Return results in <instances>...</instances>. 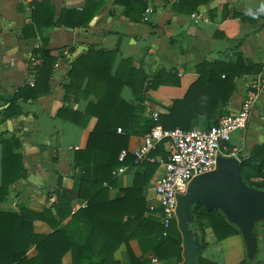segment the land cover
I'll return each instance as SVG.
<instances>
[{
	"label": "crops",
	"instance_id": "0c3cea01",
	"mask_svg": "<svg viewBox=\"0 0 264 264\" xmlns=\"http://www.w3.org/2000/svg\"><path fill=\"white\" fill-rule=\"evenodd\" d=\"M127 1L0 0V137L18 140L20 148L14 153L23 157L27 172L25 179L8 186L9 195L0 203V210L19 214L22 205L33 212L49 211L55 220L62 211L64 219L59 228H63L69 222L67 215L70 211L76 212L86 206L82 169L75 166L74 156L87 133L94 128L96 119L90 117L83 129L58 113L66 107L82 115L88 103L100 100L105 93V76L100 78L96 69L80 71L76 83L79 90L71 94L69 101L65 100L63 85L69 82L67 72L78 57L89 49L105 52L109 58L103 62L104 66L110 61L109 75H118L124 82L120 94L132 106L131 115L134 117L133 131L128 132L123 148L127 151V163L112 172L115 185L108 187L107 199L117 201L123 198L126 190L132 188L136 175H143L147 168L150 171L153 164L156 166L142 190L145 211L142 220L136 224L142 229L127 244H121L113 261L130 264V249L137 264H177L174 259H161V254L155 253L152 237L156 236V231L149 225L164 227L154 182L164 170L166 157L151 152L150 160L137 164L134 152L152 126L151 112L169 115L172 101L186 95L190 85L199 77L197 69L204 64L217 61L223 65H235L243 59L245 63L261 65L262 69L236 77L235 92L229 103L219 102L210 121L193 119L191 129L204 131L219 124L225 114L239 109L248 90L264 80V0H210L191 13L178 10L176 0H147L145 10H151L147 14L140 13L143 4L139 0H130L133 6L126 4ZM46 2L54 10L55 22L63 9L80 12L88 6V12L92 14L84 17L91 18L81 28L54 24L41 27L39 33L36 27L33 31L37 34L26 37L23 29L33 22V8L37 3ZM43 47L55 58L49 92L37 99L17 102L21 116L1 119L16 91L35 82L37 68L41 65L40 53L35 54V50ZM161 70L165 72L161 83L156 89H147L141 75L149 77ZM174 79L178 80V85ZM249 122L244 131L234 132L230 140L222 144L223 155L236 156L242 161L250 157L255 145L264 143V100L256 104ZM119 134L123 135L125 131ZM163 147L166 152L167 146ZM1 153L0 144V184ZM120 168L122 170L118 173ZM249 182L264 190V177H252ZM193 226L204 248L200 258L212 264H244L246 250L241 236L218 240L207 221L200 222L199 227ZM32 229L43 236L52 233L50 226L42 220H33ZM261 230L254 264L264 263V230L263 236ZM37 255L34 245H29L27 257ZM72 258V252L68 251L61 258V264H72Z\"/></svg>",
	"mask_w": 264,
	"mask_h": 264
},
{
	"label": "trees",
	"instance_id": "16d2710c",
	"mask_svg": "<svg viewBox=\"0 0 264 264\" xmlns=\"http://www.w3.org/2000/svg\"><path fill=\"white\" fill-rule=\"evenodd\" d=\"M139 1L143 4L140 13H144L145 1ZM176 1L178 2L177 9L187 13L210 2V0ZM126 4L133 6L130 0ZM50 6L47 2L35 5L33 22L23 29V34L26 37L36 35L40 32L41 27L47 28L54 24L81 28L91 18L90 16L84 17V15L92 14L88 12L89 6L80 12L74 9H63L55 22L53 21L54 10ZM34 28L37 33L33 31ZM37 52L40 53L41 65L37 68L35 82L33 85L25 84L16 91L14 98L4 108L1 119L21 116L22 113L17 102L37 99L40 95H46L49 92L48 83L54 71L55 58L51 57L44 47L35 50V54ZM107 58L109 56L105 52L89 49L85 55L71 63V68L67 72L69 82L63 85L66 101L70 100L71 94L74 95L79 90V86L76 88V83L79 80L80 71L83 69H96L100 78L105 76V93L96 103H88L86 111L82 115L66 107L58 113L60 117L83 129L87 127L90 117L96 119L94 128L87 133L74 156L75 166L82 169L81 181L87 192L86 206L76 212L70 211L67 215L70 217L69 222L63 228H59L64 219L62 211H59V218L55 220L49 211L33 212L25 209L22 205L19 206V214L0 210V264H61V258L68 251L72 252V264H100L102 262L103 264H116L113 258L117 249L122 243L127 244L140 229L141 226L137 227L136 224L142 220L141 217L145 211L144 201L141 197L142 190L156 166L153 164L150 171L147 168L143 175H136L132 188L126 190V195L123 198L117 201L107 199L108 187L115 185L112 172L120 165L127 163L126 159L122 162L119 160V152L126 145L128 132L133 131L132 123L134 121V117L131 115L132 106L125 102L120 94L124 82L118 78V75L114 77L109 75L112 63L109 61L105 66L103 63ZM260 69H262L261 65L253 62L245 63L243 59L235 65H223L217 61L204 64L201 69H197L199 77L190 85L186 95L181 99L173 100L170 114L159 115L158 123L168 130L176 128L189 130L193 119L210 121L217 104L219 102L228 104L231 100L235 92L234 79L243 74L257 73ZM164 76L165 72L161 70L149 77L141 75V81L143 84L147 83V89H156ZM174 80L175 85H178V80ZM89 84L87 83V85ZM86 97L87 95L84 98ZM151 121L152 126L148 133L156 125L152 119ZM119 127L125 131V134H117ZM0 144L2 150L1 203L9 195L8 186L15 184L18 180L25 179L27 172L23 166V157L14 153V150L20 148L18 140L0 137ZM163 145L164 142H160L152 154H162L166 157ZM263 171L264 143H261L252 148L250 157L242 160L243 181L247 185L259 188L249 184V179L254 177V172L263 173ZM191 211L196 217L193 225L199 227L200 222L207 221L218 240L229 236H240L234 225H231L219 210L205 212L202 207L194 205ZM35 219L46 222L52 229V233L47 236L34 233L32 226ZM149 225L156 231V236L152 237V248L155 253L161 254V259H174L177 264H212L200 258L204 249L200 241V247L193 249L187 259L184 257V249L181 247L182 236L178 229L177 219L167 228L153 223ZM193 225L190 226L192 232L194 231ZM260 227L264 230L262 223L255 225L258 242ZM29 245H34L38 252L37 256L27 257ZM128 250L130 264H137L134 253L132 250ZM255 262L244 261V264H254Z\"/></svg>",
	"mask_w": 264,
	"mask_h": 264
},
{
	"label": "built area",
	"instance_id": "2783aa9c",
	"mask_svg": "<svg viewBox=\"0 0 264 264\" xmlns=\"http://www.w3.org/2000/svg\"><path fill=\"white\" fill-rule=\"evenodd\" d=\"M147 1V0H144ZM150 13L147 8L144 13ZM146 16V15H145ZM264 100V80L257 83L242 101L234 113L225 114L219 124L204 131L199 129H165L158 123L159 114L151 112L150 118L155 126L142 138V143L134 152L135 162L140 164L150 160V154L160 142L166 145V160L163 172L155 179V196L162 213L164 227H169L176 218V197L188 190L190 181L196 177L214 171L218 157L222 155V144L230 140L237 131H244L257 103ZM122 133V128L117 130ZM127 151L119 152V160L126 159ZM122 169L118 170L120 173ZM165 234V232H163Z\"/></svg>",
	"mask_w": 264,
	"mask_h": 264
},
{
	"label": "water",
	"instance_id": "95a60500",
	"mask_svg": "<svg viewBox=\"0 0 264 264\" xmlns=\"http://www.w3.org/2000/svg\"><path fill=\"white\" fill-rule=\"evenodd\" d=\"M241 163L236 156L220 155L213 172L194 177L187 192L176 197V218L186 259L200 247L197 233L190 228L196 220L191 208L197 205L205 212L219 210L238 230L246 261H256L259 247L255 225H264V190L243 181Z\"/></svg>",
	"mask_w": 264,
	"mask_h": 264
},
{
	"label": "rangeland",
	"instance_id": "374dc122",
	"mask_svg": "<svg viewBox=\"0 0 264 264\" xmlns=\"http://www.w3.org/2000/svg\"><path fill=\"white\" fill-rule=\"evenodd\" d=\"M254 178H263L264 177V171H263V173L262 172H254ZM257 181V180H256ZM249 184H251L250 182H249ZM253 185V184H252ZM192 226V225H191ZM260 229H261V227H260ZM263 230V229H262ZM261 230V233H262V236H263V231Z\"/></svg>",
	"mask_w": 264,
	"mask_h": 264
}]
</instances>
